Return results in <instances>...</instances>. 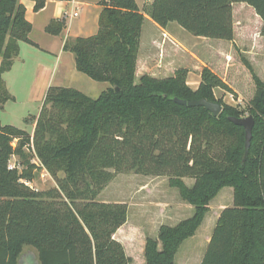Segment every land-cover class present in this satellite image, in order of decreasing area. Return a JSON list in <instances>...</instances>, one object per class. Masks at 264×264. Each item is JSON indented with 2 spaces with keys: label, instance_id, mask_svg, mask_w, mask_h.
Returning a JSON list of instances; mask_svg holds the SVG:
<instances>
[{
  "label": "trees",
  "instance_id": "obj_1",
  "mask_svg": "<svg viewBox=\"0 0 264 264\" xmlns=\"http://www.w3.org/2000/svg\"><path fill=\"white\" fill-rule=\"evenodd\" d=\"M26 1L38 13L47 1L70 0ZM234 4L250 7L264 39V0H152L142 11L135 0L100 2L97 33L66 40L63 51L74 56L77 72L111 87L96 99L49 87L39 114L25 119L33 134L0 123V264H20L27 248L35 250L37 264H130L113 239L127 221L126 204L97 201L115 175L127 172L168 177L169 186L193 207L191 217L160 227L157 240H146L145 264H174L224 188L233 189V206L221 211L200 264H264V76L240 56L253 95L246 110L223 104L214 90L232 94L231 88L156 28L151 30L153 46L161 51L153 57L156 73L139 68L141 41L149 34L143 31L144 15L160 29L175 23L194 37L229 42L241 54ZM63 29L62 21H52L45 32L57 37ZM31 30L20 0H0V111L13 101L3 75L19 55V44L36 46ZM189 72L200 76L196 90L186 83ZM174 98L204 99L222 111L213 117ZM246 115L254 125L245 154L244 130L228 118ZM13 157L17 165L10 167ZM40 168L55 187L35 191L23 183H31ZM184 178L193 179V186Z\"/></svg>",
  "mask_w": 264,
  "mask_h": 264
},
{
  "label": "rangeland",
  "instance_id": "obj_2",
  "mask_svg": "<svg viewBox=\"0 0 264 264\" xmlns=\"http://www.w3.org/2000/svg\"><path fill=\"white\" fill-rule=\"evenodd\" d=\"M244 6L242 4L233 5L237 34L235 44L238 46L241 54L231 49L229 50V56H225V54L224 56L221 55L222 57L212 55L211 48L215 47L216 51L219 49L214 44H219L224 47L231 46L226 41L205 38V40H201V37H194L187 32H185L187 37L183 40V45L186 46V49H183L186 56H188L186 58H193L198 63L207 66L208 63L219 65L224 60L229 70L228 75L234 77L237 82L234 88L238 93L232 91L233 93L230 94L215 89L214 95L223 104L238 107L240 110H246L247 103L254 92L251 78L249 80L247 79L249 75L240 62V56H243L249 61L259 78L262 79L264 76V39L259 35L261 24L257 21L255 15L251 13L250 7L247 6L245 8ZM34 16L33 13H30L31 20H33ZM149 27V24H145L143 31H147ZM154 31L156 34L157 30ZM45 36H48V34L44 31H39L35 27L30 38L32 41L39 43L41 48L45 49ZM21 46L20 59H17L15 63L13 60L14 67L11 71L3 75L5 87L13 98V101H8L4 104L0 111V123L3 126H12L33 134L34 126L26 125L25 119L39 114L48 90H45L44 87L47 83H49V87L60 86L77 90L92 99H96L101 93L111 87L108 83L94 82L85 75L77 72L72 54H70L71 61L64 65L59 60L60 55H57L58 57L53 59L46 56L42 49H36L25 44ZM142 47L143 51H141L139 68L145 66V60L143 61L144 55L145 57L148 55L151 59L161 56V51H157V47H154L152 51L149 50L148 54L146 53L144 45ZM41 62H48L50 65L52 69L50 77L38 71V65ZM153 62L154 60L151 61V63ZM245 117L248 116L246 115L243 118ZM12 145L16 146V141ZM33 162L39 165L37 160ZM16 165L17 158L13 157L9 166L14 167ZM34 174L33 181L29 183L33 190L47 191L56 186L54 179L44 169L40 168ZM186 183L188 186H191L190 181H186ZM227 190H231V188H224L218 197L211 202L212 213L218 200H221V195L225 194ZM178 200H181L178 191L169 186L168 177L143 176L134 172L115 175L114 179L97 198L99 202L126 204L128 222L144 229H148L149 225L152 226V231L148 229L150 234L154 233L155 225H159L164 222L163 220H168V217H171V215L167 217V214H170L169 210L164 214L162 213L164 206L168 204L173 205V201ZM192 215L193 210L191 207V210L183 216L182 220ZM202 241L204 240L202 239ZM196 245L198 244L195 239L190 238L184 241L176 254L175 263L180 264L186 254H189L190 257L193 256L197 252L195 251ZM203 252L205 251L203 250ZM139 253L138 246H136L132 255L137 258V256L140 257ZM19 263L37 264L35 250L31 248L25 249Z\"/></svg>",
  "mask_w": 264,
  "mask_h": 264
},
{
  "label": "crops",
  "instance_id": "obj_3",
  "mask_svg": "<svg viewBox=\"0 0 264 264\" xmlns=\"http://www.w3.org/2000/svg\"><path fill=\"white\" fill-rule=\"evenodd\" d=\"M101 1L102 0L47 1L45 7L40 12L34 13L33 2L20 0V3L23 4L26 8V19L32 25V30L31 33L29 34V39L32 43L36 45L32 47H35L36 49H42L45 55L48 56L49 58L51 57L53 59L54 58L56 59L58 57L57 55H60L59 58L60 62L66 65L69 61H71L70 59L71 55L70 53L63 51V45L65 41L68 39L87 38L94 36L97 33L98 20L102 11V6L100 5ZM135 2L139 10L142 11L145 6L151 4L152 0H135ZM30 13H33V15H35L33 20L30 19ZM144 16L146 18L145 21L150 25V29L149 31L147 30V33L149 34L147 36L146 43H144V41L142 40L141 46L144 45L147 54L149 53V50L152 51V49L154 48L153 43L155 41V38L153 32L151 31L154 28L165 33L180 48L186 49V46L183 45V40L186 39L187 35L185 34L186 31H184L181 27H179L175 23H170L166 26L165 29H160L146 15ZM256 19L259 22V19L258 18ZM52 21H62L64 24V29L61 32V34L57 37L51 35L45 36L44 40H46V44H45L46 47L45 49H43L40 47L39 43L32 41L30 36L32 35V32L35 27H37L39 31L45 32V28ZM202 39L205 40L204 38H201V40ZM23 44L29 45L26 43L19 44V49H20L19 55L14 59V63L17 59H20V52L22 47L21 45ZM214 45L217 48L219 47V49H217L216 51V48L213 47L211 48V50L209 48V50L212 52V55H216L218 57H222L221 55L224 56V54L225 56H229L230 54L229 50L233 49L232 45L231 46L229 45L227 47H224L219 44H214ZM193 56L197 57L195 55ZM153 60L154 58L151 59L148 55H146L145 66H143L145 72L141 70V73H149V74L156 73L155 63H157V61L154 60V63H151V61ZM14 63L12 68L14 67ZM203 65L207 66L205 64ZM226 66L227 65L223 60V62H221V64L219 65L208 63L207 67L210 68L214 73H216L231 88L233 92L238 93L237 90L234 88L237 82L234 77H230L228 75L229 70L227 69ZM38 71L40 73L47 74V76L49 75V77L52 73V69L48 64V62L39 63ZM247 79L249 80L250 76ZM200 81L201 79L198 74L194 72L188 73L186 83L192 90H196L198 88ZM44 87L45 90H47L49 88V83L45 84ZM56 87H60V86H56ZM186 181L187 182L190 181L191 186H188ZM183 182L187 187H192L194 184L193 179L184 178ZM222 191L223 189L218 193V195ZM218 195L211 202H213L218 197ZM173 202H174L173 205L168 204L164 206L163 211L161 210L163 214L166 213L167 210H169L170 214H167V217L169 215H171V217H168V220H163L164 222L160 223L159 225H155L154 233L150 234L148 232V229H151V231L153 230L151 228L152 226L150 225H149L150 228L148 227V229H144L129 223L127 220L126 223L122 227H120L117 230V232L114 234L113 239L122 245L125 255L131 259L130 264H145L144 249H145L146 240L147 239L157 240L158 231L160 227L176 226L178 223L183 221L182 220L183 216L188 211L191 210L192 206L188 205L187 203L181 200L173 201ZM211 202L209 204V211L206 214L201 226L198 228L195 235L191 238L197 240L198 245H196L195 247V251L197 252L194 253V255L191 257L189 256V254H186L180 264H200L202 257L204 255L203 250L204 251L206 250L212 231L216 225V222L219 218L221 211L225 208L233 206V189L231 188V190H227L225 194L221 195V200H218V202L216 203L213 213L211 212ZM200 230L201 232H199ZM202 239L204 241H202ZM136 246H138V250L140 252L139 253L140 257L137 256V258L132 255V252ZM158 250H161L160 243L158 244ZM174 264H177L175 263V260H174Z\"/></svg>",
  "mask_w": 264,
  "mask_h": 264
},
{
  "label": "water",
  "instance_id": "obj_4",
  "mask_svg": "<svg viewBox=\"0 0 264 264\" xmlns=\"http://www.w3.org/2000/svg\"><path fill=\"white\" fill-rule=\"evenodd\" d=\"M174 102L180 106H186V107H203L205 108L209 113L212 114L213 117H218V115L222 111V106L218 103L214 102H208L204 99L201 100H194V101H184V100H178L174 98ZM228 121L234 124L235 126H239L243 128L244 130V147H245V154L247 153L250 142L252 138V128L254 125V121L252 116H248L245 118H234L229 117Z\"/></svg>",
  "mask_w": 264,
  "mask_h": 264
},
{
  "label": "built area",
  "instance_id": "obj_5",
  "mask_svg": "<svg viewBox=\"0 0 264 264\" xmlns=\"http://www.w3.org/2000/svg\"><path fill=\"white\" fill-rule=\"evenodd\" d=\"M23 183H24L25 185H27V186L30 187L29 182H25V181H23ZM30 188H31V187H30Z\"/></svg>",
  "mask_w": 264,
  "mask_h": 264
}]
</instances>
